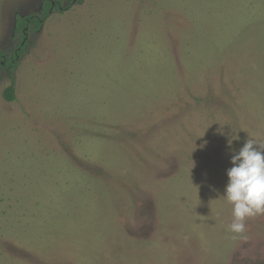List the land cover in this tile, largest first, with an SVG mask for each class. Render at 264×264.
Wrapping results in <instances>:
<instances>
[{
    "label": "rangeland",
    "instance_id": "rangeland-1",
    "mask_svg": "<svg viewBox=\"0 0 264 264\" xmlns=\"http://www.w3.org/2000/svg\"><path fill=\"white\" fill-rule=\"evenodd\" d=\"M42 1L0 0L7 58ZM28 32L0 61V264H264V215L233 233L224 197L231 139L264 142V0H73Z\"/></svg>",
    "mask_w": 264,
    "mask_h": 264
},
{
    "label": "clouds",
    "instance_id": "clouds-1",
    "mask_svg": "<svg viewBox=\"0 0 264 264\" xmlns=\"http://www.w3.org/2000/svg\"><path fill=\"white\" fill-rule=\"evenodd\" d=\"M231 143L232 139L229 142L232 167L227 169L224 193L232 205L233 219L228 230L243 233L247 218L264 215V142L251 137L238 151L231 148Z\"/></svg>",
    "mask_w": 264,
    "mask_h": 264
},
{
    "label": "trees",
    "instance_id": "trees-1",
    "mask_svg": "<svg viewBox=\"0 0 264 264\" xmlns=\"http://www.w3.org/2000/svg\"><path fill=\"white\" fill-rule=\"evenodd\" d=\"M73 0H70L69 4L66 7L61 6L59 0H43L40 7V14H27V15H15V30L21 35V42L15 47L11 57L7 58L4 52L0 49V61L4 62L9 72L15 69L18 60L23 55V47L25 43V37L29 33V26L38 27L43 24L46 18L51 14L53 9L65 10L70 7ZM78 1V0H76ZM80 1V0H79ZM3 97L7 101H12L15 98V89L13 80L11 83L4 89Z\"/></svg>",
    "mask_w": 264,
    "mask_h": 264
}]
</instances>
